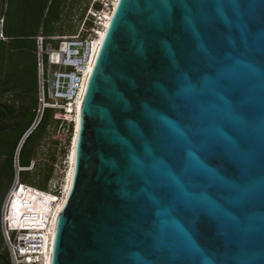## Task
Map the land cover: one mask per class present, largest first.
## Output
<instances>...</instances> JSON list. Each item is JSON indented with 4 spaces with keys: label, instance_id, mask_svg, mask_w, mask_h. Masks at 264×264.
Returning <instances> with one entry per match:
<instances>
[{
    "label": "water",
    "instance_id": "water-1",
    "mask_svg": "<svg viewBox=\"0 0 264 264\" xmlns=\"http://www.w3.org/2000/svg\"><path fill=\"white\" fill-rule=\"evenodd\" d=\"M166 121L194 143L222 139L207 163L223 183L206 185L222 219L162 214L159 161L184 158ZM51 264H264V0L116 4L83 93Z\"/></svg>",
    "mask_w": 264,
    "mask_h": 264
},
{
    "label": "built area",
    "instance_id": "built-area-1",
    "mask_svg": "<svg viewBox=\"0 0 264 264\" xmlns=\"http://www.w3.org/2000/svg\"><path fill=\"white\" fill-rule=\"evenodd\" d=\"M100 2L102 7L95 9V3ZM112 6V5H111ZM110 10V4L95 0L92 6L87 9L85 17L79 22L77 32L72 35L44 36L39 34L36 37V61H37V105L34 110V117L29 126L19 139L15 148L12 160L13 180L3 200L0 209V232L6 247V254L9 264H40L44 251V236L47 235L46 228L29 227L28 223L38 220L37 212H33V205L26 198L18 199V193L22 187L33 188L22 181L23 173L34 171L37 159L33 158L29 164L23 166L21 163V152L28 138L36 132L45 117L46 111H54V119L63 117L65 124H60L56 131L50 129L52 139L45 145L46 148L55 147V168L59 173V160L61 152L63 160L67 163L68 152L72 142L75 128L76 103L84 93L88 80L87 68L92 61L93 44L97 37L100 23L104 12ZM94 16V17H92ZM97 17V19H96ZM98 21V25L88 26V21ZM4 22V16H0V26ZM90 28L87 29V28ZM0 39L6 40L2 30ZM49 41L58 42L57 48ZM61 171V170H60ZM47 181L49 191L40 189L39 196L44 192L60 195L63 188L59 182L55 183V174ZM21 200V201H18ZM22 204L21 211L16 204ZM19 205V206H20ZM18 213V214H17ZM28 214H34L29 216ZM31 217V218H30ZM46 224L49 225L47 221Z\"/></svg>",
    "mask_w": 264,
    "mask_h": 264
},
{
    "label": "trees",
    "instance_id": "trees-1",
    "mask_svg": "<svg viewBox=\"0 0 264 264\" xmlns=\"http://www.w3.org/2000/svg\"><path fill=\"white\" fill-rule=\"evenodd\" d=\"M75 0H6L5 2V9H4V22L2 26H0V30H2L4 36L7 38L6 40L0 39V67L3 69L6 66V62L8 58L12 57V53H18V58L20 59L19 64L23 61V56L27 53L31 58L34 59V68L36 69V85H37V61H36V37L41 34L39 29L42 25V21L46 19V21H55L59 17H61V13H64V16H69L72 10V6ZM89 5V4H88ZM3 0H0V15L2 11ZM88 7V6H87ZM102 7L100 2L95 3V9L99 10ZM68 9V10H67ZM87 11V8H86ZM85 13L81 17V20L85 17ZM94 19V18H93ZM88 21V26L94 25V20ZM80 20V21H81ZM27 36L28 39H32L34 44H24L25 37ZM55 36V35H51ZM62 36V35H61ZM32 37V38H31ZM21 57V58H20ZM19 70L18 68H16ZM4 83H1L0 86H3ZM23 85V82L20 85ZM37 105V103H36ZM50 111V112H49ZM54 111L49 109L46 111L43 124H46V127L50 129L53 128V131H56L60 124H65V119L63 117L59 119H54ZM53 121L52 125L48 122ZM48 123V124H47ZM25 130V129H24ZM33 135V134H32ZM31 135V136H32ZM30 136V137H31ZM21 137V136H20ZM29 137V138H30ZM28 138V140H29ZM19 137L12 145L9 153L6 154V147L0 146V209L3 203V200L11 186L13 180V169H12V160L15 148L19 142ZM26 141V143L28 142ZM51 142L55 144L56 141L52 139V135H50L49 139H47V143ZM26 143L24 144L23 148L25 147ZM47 143L44 141L39 142L37 146H34L30 150L31 158L28 161V164L31 159H33V155L36 154L37 156L41 155L42 152L40 148L45 146ZM21 152V162H22V153ZM5 157V159H4ZM49 158L51 159L48 162V169L46 171L45 181L47 182L53 173V164L52 161L55 160L54 152H50ZM30 191V190H29ZM29 194V192H28ZM40 193L30 195L27 200L40 202V199H44V195L39 196ZM55 201V200H54ZM36 205V204H35ZM38 205L35 208H32L34 212ZM51 207V205H50ZM50 207L47 209L50 210ZM53 207V206H52ZM17 209L20 211L19 204L17 205ZM32 216V214H30Z\"/></svg>",
    "mask_w": 264,
    "mask_h": 264
},
{
    "label": "snow or ice",
    "instance_id": "snow-or-ice-1",
    "mask_svg": "<svg viewBox=\"0 0 264 264\" xmlns=\"http://www.w3.org/2000/svg\"><path fill=\"white\" fill-rule=\"evenodd\" d=\"M116 2L119 3L120 0H116ZM166 124L173 130L174 134L171 138L175 140L176 137H179L182 140L184 158L182 167L169 165L163 160L159 161V164H163L165 179L162 183L168 194L167 198L161 197L158 200L162 214L170 218L172 214H178L185 209H202L222 219V210L218 207L216 200L209 195L206 187L209 183L217 185L223 183V177L207 163L209 156L214 154L217 149L225 147L222 139L214 137L194 143L186 132L177 128L172 121H166ZM222 136L223 133H220V137ZM193 176H201L205 186L197 188L193 185ZM166 200L167 203H165ZM171 223L175 224L176 222L171 220ZM176 227L179 228L180 226L177 224ZM180 230L183 231V228Z\"/></svg>",
    "mask_w": 264,
    "mask_h": 264
},
{
    "label": "rangeland",
    "instance_id": "rangeland-1",
    "mask_svg": "<svg viewBox=\"0 0 264 264\" xmlns=\"http://www.w3.org/2000/svg\"><path fill=\"white\" fill-rule=\"evenodd\" d=\"M72 1H74V0H72ZM94 1L95 0H75L74 4L72 6L71 13L69 14L68 17L64 16V13H61L62 14L61 17H59L58 19H56L53 22L49 21V19H48V21H46V19L43 20L38 34L41 33L44 36L75 34L77 32V27L79 25L81 17L83 16V14L86 11V8L87 9L90 8ZM102 2L103 3L107 2V4H110V7H111L113 0H102ZM92 17H94V16H92ZM96 19H97V17H96ZM91 21H92V18H91ZM94 22L96 25H98V23H97L98 21L97 22L94 21ZM87 29L90 30V28H87ZM25 37H27V36H25ZM25 39L26 40L23 41L24 44L25 43H27V45L30 43L34 44V41L32 39H28V37ZM49 42L52 44L53 47L57 48L58 42H53V41H49ZM11 56H12L11 69H13V68L19 69L18 71L22 75L21 80L23 81V86H25L26 89L31 88V89L36 90V84H35L36 83V69L34 68V60H33L34 58L33 57L31 58L26 53L25 56H23V58H24L23 61H21L19 64L20 59L18 58V53H12ZM48 123L52 125L53 121L48 122ZM50 135H51V133L49 131V128L46 127V124L45 125L43 124L29 138L28 142L26 143L25 147L23 148L22 162H21L23 166L28 165V161L32 157L30 154L31 148L34 146H37V144L41 141L42 142L44 141V143H47V139H49ZM8 153H9V151H6V154H8ZM38 157L39 156H37L36 154L33 155V158L37 159ZM67 158H68V160H67V164H66L63 160V156H62V152H61V159L59 160V163H58L59 164V173L57 174V177L55 178V183L59 182V185L62 188L64 186L65 175H66V171H67L68 164H69V152H68ZM4 159H5V157H4ZM46 171H47L46 168L42 169L40 167L39 169L37 168L34 171H31L28 173H23L22 181L24 183H26L27 185H30V186L37 188V189H40L42 191H49L47 188V185H46L47 182L44 179L46 176ZM27 191L29 192V190H27ZM51 192L52 191H50V193ZM29 194H30V192H29ZM29 196L30 195H28L27 198H29ZM52 197H55V196L50 195V194H45L44 199H43L45 202L44 207H41L40 205H38L36 210L34 211V212H39L38 220H39V222H41V226H42V224L44 225V223H45V218H46L45 214H48L49 212H51V210L53 208L52 206L59 199L60 196L58 198L54 199L55 201H52ZM46 201H48V203H46ZM50 203H52V205L50 207V210L48 211L46 209V207H48V205H50ZM16 206H17V204H16ZM22 208H24V207L20 206V211L22 210ZM32 215H34V214H32ZM29 216H31V215H29ZM46 227H47V225H46ZM0 250L3 251L4 253H6V247H5V244L3 242L1 232H0ZM39 260H40V264H42V259L39 258Z\"/></svg>",
    "mask_w": 264,
    "mask_h": 264
},
{
    "label": "flooded vegetation",
    "instance_id": "flooded-vegetation-1",
    "mask_svg": "<svg viewBox=\"0 0 264 264\" xmlns=\"http://www.w3.org/2000/svg\"><path fill=\"white\" fill-rule=\"evenodd\" d=\"M11 60L12 57L8 58L6 66L3 69L0 67V85L4 83L0 86V146H5L6 151L11 149L33 120L37 103L36 90L26 89L25 86L20 85L23 82L22 75L16 68L11 69ZM40 151L42 156L38 155L34 170L40 167L48 169L50 152L55 154V147L51 149L43 146ZM55 163L56 160H53L54 173L57 172ZM0 264H9L7 254L1 250Z\"/></svg>",
    "mask_w": 264,
    "mask_h": 264
},
{
    "label": "bare ground",
    "instance_id": "bare-ground-1",
    "mask_svg": "<svg viewBox=\"0 0 264 264\" xmlns=\"http://www.w3.org/2000/svg\"><path fill=\"white\" fill-rule=\"evenodd\" d=\"M116 4H117L116 0H113L112 6L110 7L111 8L110 11L104 12V15L101 18L102 23H100L101 26L98 30L97 37H96L95 42L93 44L92 61L87 68V75L88 76L91 73L92 68L94 66V61H95L98 49L100 47V44L102 42V39H103L104 34L106 32V28L109 24V20L111 18L112 12H113ZM83 92H84V89H83ZM82 97H83V93L81 94V98L78 99V101L76 103V108H75L76 110H75V114L73 116L75 118V125H74L75 128H74V134H73L72 142H71L70 148H69L70 149L69 150V164H68V168H67L66 175H65V182H64L62 193L58 196L53 194V193H50V192L42 193V194H50V195L55 196V197H52V201H54V199H56L60 196L59 199L54 203L51 212H49L48 214H45V216H46L45 221H47L49 223V225L44 223V225L42 224V226H41V222H39V220H36L35 222H32V223H28L29 227L33 226L36 228H46L47 229V235L43 234L46 237L44 238V242H45L44 243V251H43V254L41 256L42 264H51V253H52V246H53V240H54L56 220H57V217H58L59 213L61 212V210L65 204V201H66V198L68 195V191L70 188V184L72 181V177H73L74 161H75V149H76L79 124H80V107H81V103H82ZM67 160H68V158H67ZM27 190H30L29 191L30 194H28ZM38 191L39 190H37L35 188L29 189L26 187H22L21 192L18 193V199L26 198L28 195H34V194L40 193ZM18 201H20V200H18ZM28 201L31 202L30 199ZM46 203H48V201H46ZM18 204L20 205V203H18ZM31 204L33 205V208H35L36 205H40L41 207H44L45 202L43 199H40L39 203L36 201H33V202H31ZM50 205H52V203H50ZM50 205H48V207H50ZM20 206L23 207L22 205H20ZM48 207H46V209H48ZM28 215H30V214H28ZM37 216L39 217V212H37ZM46 225H47V227H46Z\"/></svg>",
    "mask_w": 264,
    "mask_h": 264
}]
</instances>
